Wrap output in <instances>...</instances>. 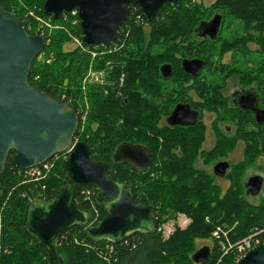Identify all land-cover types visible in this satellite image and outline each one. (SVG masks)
<instances>
[{
  "label": "trees",
  "instance_id": "obj_1",
  "mask_svg": "<svg viewBox=\"0 0 264 264\" xmlns=\"http://www.w3.org/2000/svg\"><path fill=\"white\" fill-rule=\"evenodd\" d=\"M45 1L0 0L5 10L23 20L29 35L40 34L46 39V47L33 62L29 83L77 110L80 121L75 140L90 146L95 161L109 164L115 180L129 182L137 202L155 206L159 227L180 214L191 220L185 229L177 227L166 239L157 231L133 235L120 244H93L83 228L73 227L60 237L58 251L63 264H197L192 256L199 242L211 250L209 259L200 264H235V249L224 254L221 243L213 237L218 228L227 233L231 244L251 235L264 243V198L251 201L245 187L247 170L264 158V125L231 106L219 90L221 81L215 84L206 77H190L181 65L182 58L199 57L205 61L203 71L221 75L226 67L220 66L223 56L232 52L233 67L226 68V77L253 86L264 107V0H213L209 6L203 0H179L163 6L151 21L132 5L117 40L107 46L86 45L79 16L77 27L71 24L72 18L64 21L68 13L58 19L47 16ZM30 13L49 20L56 28L38 26ZM214 17L220 25L239 21L242 34L199 40L197 32ZM70 33L81 37L83 48L92 51L103 47L110 52L93 58L79 47L65 50ZM250 44L257 49H249ZM251 54L259 58L252 66L247 60ZM239 55L246 59L242 68L235 59ZM167 65L173 69L170 80L162 73ZM90 67L105 70V83L82 90L81 81ZM191 80L193 86L187 87ZM168 82H174L175 87L170 88ZM189 88L204 99L200 111L205 109L203 112L214 116L210 149L205 148L207 127L203 122L193 128L163 125L177 103L176 94L182 95ZM122 143L149 150L150 166L145 173L114 161V152ZM238 147L242 148V159L228 162ZM67 154L55 155L34 168L42 171L34 175L33 169H18L13 162L15 152L10 153L0 175V264H51L47 250L26 235L23 221L31 201L39 196L50 200L68 183L62 169ZM220 161L230 165L222 178L228 182L225 189L218 183L220 178L207 169ZM45 165H51L48 171ZM261 169L264 173V166ZM90 192L89 198L80 192V205L89 211L90 223L97 224L106 215L105 206L98 201L97 192Z\"/></svg>",
  "mask_w": 264,
  "mask_h": 264
},
{
  "label": "water",
  "instance_id": "obj_2",
  "mask_svg": "<svg viewBox=\"0 0 264 264\" xmlns=\"http://www.w3.org/2000/svg\"><path fill=\"white\" fill-rule=\"evenodd\" d=\"M179 0H46L44 14L58 19L62 13L78 11L83 40L86 45H111L120 28L130 16L132 5L137 6L151 21L165 5ZM218 19L212 23V30ZM46 47L42 35H29L23 20L5 10L0 2V175L6 169L11 152L20 170L37 168L55 155L68 152L63 172L68 183L52 199L39 196L26 208L23 227L26 235L43 246L51 264H63L58 246L61 234L73 227L84 229L93 244H120L136 234L153 235L159 229V218L151 203H139L133 186L117 181L111 166L95 161L90 146L75 140L79 127V113L65 100L55 99L29 83V73L35 58ZM204 66L200 60H186L183 69L193 75ZM169 66L162 68L165 76ZM243 112L253 114L256 124L264 125V107L259 96L252 92L235 101ZM193 112L187 106H177L170 122L174 125L192 124ZM116 163L129 164L137 173H145L150 166V152L142 145L120 144L113 155ZM230 165L220 161L213 167L214 175L225 177ZM245 187L250 199H260L264 190V174L249 173ZM90 189L105 206L106 215L97 224L90 223L89 211L81 208L80 192ZM208 246L192 256L195 263L207 261ZM235 264H264V243L245 253Z\"/></svg>",
  "mask_w": 264,
  "mask_h": 264
},
{
  "label": "rangeland",
  "instance_id": "obj_3",
  "mask_svg": "<svg viewBox=\"0 0 264 264\" xmlns=\"http://www.w3.org/2000/svg\"><path fill=\"white\" fill-rule=\"evenodd\" d=\"M213 2V0H203V3L205 6H209L211 3ZM70 14L65 15L64 17V21H69L70 18L71 19V24L74 27L78 26V20L76 19L77 15H78V11L77 10H73L72 12L68 13ZM31 17L34 18L36 20V22L38 23V26L40 27H46L48 29H55L56 27L49 21V20H45L39 16H36L34 13H30ZM59 28V27H58ZM221 32L223 33V35H226L228 37H232L235 34L241 35L242 34V24L239 21H235V20H231L230 24L229 23H225L221 25ZM40 29V28H39ZM70 30H68L69 32ZM43 34V32H42ZM40 35V34H39ZM70 36V42L69 44L66 45L65 50H72L76 47H79L82 49L83 52H89L92 53V57L93 58H98L101 57L103 55H105L106 52H110L109 50L101 47V48H95L94 50H89L87 48H83L82 45V40L81 37L78 36L76 33L69 34ZM83 36V35H82ZM200 40V39H199ZM252 50H256L257 47L256 45H252L251 46ZM233 57L231 58V54L227 55V58L225 59V62H229L230 60L232 61ZM237 60V64L242 68L245 65V58L241 57L240 55L238 57L235 58ZM40 60H44V54H42L40 56ZM249 61V65L252 66L254 64L255 61H258L259 58L256 54H251L249 55V59H247ZM205 77L207 80H210L211 82H215V84H219V82L221 81L219 77V75H217L218 73H215L214 70H209L206 69L204 71ZM105 76H106V72L105 70L101 69V70H95L93 67H90L86 73V75L83 77L82 81H81V85H82V90H85V88L89 85H94V84H103L105 83ZM174 82H168V85L170 88L175 87ZM221 84L223 83V81L220 82ZM205 109H202V112ZM207 113V112H206ZM84 120H86V111L84 110ZM210 115H206L205 118V124L207 126V132H206V141H205V148L206 149H210L213 146V140H211V121L214 119V117L211 115L210 117H208ZM251 129L253 127H250ZM241 147H238V149L230 155L228 162H232L235 163L239 160L242 159V151H241ZM264 166V158H261L258 163L256 165H254L253 167H250L249 170H247V174L249 173H259V174H264L262 172L263 169H261ZM260 167V168H259ZM208 170H210L211 172H213V167H208ZM261 169V170H260ZM247 175H245L246 178ZM218 183L225 189L228 187V182L222 178L218 179ZM249 197V196H248ZM253 202H257L259 199H250ZM191 220L183 214H180L177 216L176 219L174 220H169L165 223H163L159 229L158 232L166 239L177 227L181 228V229H185L189 224H190ZM210 245V243H208ZM207 244H205L204 242H199L198 243V247L203 248L205 247Z\"/></svg>",
  "mask_w": 264,
  "mask_h": 264
},
{
  "label": "flooded vegetation",
  "instance_id": "obj_4",
  "mask_svg": "<svg viewBox=\"0 0 264 264\" xmlns=\"http://www.w3.org/2000/svg\"><path fill=\"white\" fill-rule=\"evenodd\" d=\"M217 19H218V17H214V19L211 21L210 24H206L205 26H203V28L199 32H197L198 33L197 34V38L200 39V40H205V38H215V37H218V36H222L223 39L230 38V37H228L226 35H223V33L221 32V28H220L221 25H220V20L219 19H218V26H216V28H214L212 30V23L215 20H217ZM251 46H252V44H250L248 46V48L251 49ZM228 54H231V58L233 57V53L232 52H229V53H227V54H225L223 56V59H222V62L220 64V66L221 67L222 66H226V67L224 68L225 72L222 73L221 75H219V77H221L220 78L221 81L229 80L227 82L228 83L230 82V83L229 84L228 83L221 84L220 85L221 88H219V90L222 89V92H224L225 96L229 98V103L231 104V106L232 107H236V108H238V107H237V104H236L235 101H238L240 99V97L243 96V95H249L250 93L255 92L259 96V106L261 107L260 95H259V93L257 92V90L253 86H246V85L237 84L234 81H231V77H226V73H227L226 72V68L232 64L231 60L229 62H225V59L227 58ZM195 59L203 61L204 62V66L195 75H193L191 73H188V72H186L183 69L184 73L189 75L190 77H198L200 79L202 77L205 78V74H204V71H203V69L205 67L204 59H201L199 57L182 58V61H181L182 68H183V62L184 61H186V60H195ZM167 66H169V71H168V73L165 76L163 75V77L165 79H169L170 80L173 77V69H172V67L170 65H167ZM230 67H233V66H230ZM191 81L192 82L190 84H188L187 87L188 86H190V87L193 86V84H194L193 81L194 80H191ZM180 95L181 94H176L177 103H176L175 107H173L169 117H167L163 121V125H167L169 127L193 128L196 125H198L200 122H203L205 124V118H206L207 114L210 115V116L211 115L213 116V114L200 111L201 108H202V103H203L204 99L201 98V95L199 94V92L196 91V89H194V88L185 89V91H182V95L181 96ZM177 106H187L193 112L192 114L194 116V119H193L191 125H188V126L174 125V124H172L170 122V116L172 115L174 109ZM246 113H249V112H246ZM250 114L253 117V114L252 113H250ZM210 116H208V117H210ZM213 120L211 121V138H212L211 140L214 139V134H213L214 132H213V127H212ZM226 127L228 128L227 125H224V128H226Z\"/></svg>",
  "mask_w": 264,
  "mask_h": 264
},
{
  "label": "built area",
  "instance_id": "obj_5",
  "mask_svg": "<svg viewBox=\"0 0 264 264\" xmlns=\"http://www.w3.org/2000/svg\"><path fill=\"white\" fill-rule=\"evenodd\" d=\"M51 165H45L44 169L48 171L50 169ZM42 171L40 170H32V174L34 175H40ZM83 194L85 195L86 198H89L91 195L92 190L90 189H83ZM262 196L264 198V192L262 193ZM213 237L218 240L221 244V250L224 252V254H227L231 249H235L236 251V261L240 259L245 253L256 247L258 244L263 243L260 242L258 238H256V235H251L248 236L247 238L243 239L239 243L236 244H231L228 239H227V233L223 231L221 228H218L214 233ZM222 238H225L226 241H223Z\"/></svg>",
  "mask_w": 264,
  "mask_h": 264
}]
</instances>
